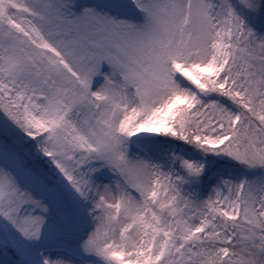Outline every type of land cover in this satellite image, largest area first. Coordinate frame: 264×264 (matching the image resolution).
I'll return each mask as SVG.
<instances>
[{
	"label": "snow or ice",
	"instance_id": "1",
	"mask_svg": "<svg viewBox=\"0 0 264 264\" xmlns=\"http://www.w3.org/2000/svg\"><path fill=\"white\" fill-rule=\"evenodd\" d=\"M0 264H264V0H0Z\"/></svg>",
	"mask_w": 264,
	"mask_h": 264
}]
</instances>
